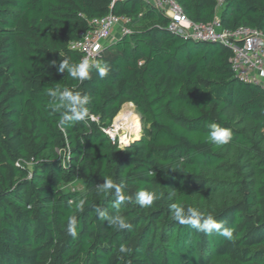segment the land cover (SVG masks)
Returning <instances> with one entry per match:
<instances>
[{"label":"trees","instance_id":"16d2710c","mask_svg":"<svg viewBox=\"0 0 264 264\" xmlns=\"http://www.w3.org/2000/svg\"><path fill=\"white\" fill-rule=\"evenodd\" d=\"M176 1L194 22L264 35V0ZM108 13L154 23L106 43L90 78L58 72L62 59L81 60L69 43ZM230 57L219 42L170 31L141 0H0V264H264V91L239 81ZM57 87L89 97L84 121L60 126L47 95ZM125 103L147 129L120 148L103 129ZM211 123L230 128L231 142L212 143ZM77 180L84 193L61 188ZM105 180L123 185V203ZM142 190L155 193L151 206L136 202ZM173 204L213 216L233 238L179 223Z\"/></svg>","mask_w":264,"mask_h":264},{"label":"built area","instance_id":"2783aa9c","mask_svg":"<svg viewBox=\"0 0 264 264\" xmlns=\"http://www.w3.org/2000/svg\"><path fill=\"white\" fill-rule=\"evenodd\" d=\"M118 1V0H112ZM123 1V0H120ZM151 4L168 19V29L183 37L204 42H219L231 50L230 68L234 76L241 82L260 86L264 91V35L257 28L239 26L235 29H225L218 18L209 23L194 22L186 17L176 0H141ZM223 0H218L221 5ZM132 18L108 13L95 18L90 28L80 33L79 38L71 41V49L82 54L92 65H97V59L103 46L111 39L113 30L117 29L119 36L131 32ZM125 120L120 124H129ZM111 142H117L120 148L127 146L130 140L125 133L116 139L115 123L103 129Z\"/></svg>","mask_w":264,"mask_h":264},{"label":"clouds","instance_id":"9594fccd","mask_svg":"<svg viewBox=\"0 0 264 264\" xmlns=\"http://www.w3.org/2000/svg\"><path fill=\"white\" fill-rule=\"evenodd\" d=\"M55 66V62H53ZM92 65L87 58H83L79 63H70V60L62 59L57 67V71L64 73L68 72L74 79H78L81 82L90 78V70ZM110 69L107 65L99 69V75L104 77L107 75ZM47 95L52 98L50 104L51 111L53 113L62 111L63 119L60 121V126L63 127L68 122L84 121L89 116V109L87 104L89 103V97L82 95L78 91H72L67 88H50L47 91ZM208 139L216 145H226L231 142L233 138V132L230 128L222 127L218 123H211L208 125ZM103 191L108 192L114 190L117 198V204L123 203L126 197L122 194L123 185L114 184L111 180H105L102 185L99 186ZM155 199L154 192L140 191L136 194V202L141 207L151 206ZM72 201H69L71 204ZM85 199H79L76 201V208L79 211L84 210ZM171 207L174 209L175 219L181 224L190 225L198 232L205 234L219 233L228 240L233 238V230L224 226V223L217 221L213 216H204L201 212L194 208H185L183 205L173 204ZM97 214L100 217H104L105 213L99 208L96 209ZM109 223L116 226L119 230L131 229L132 225L127 223L121 216H113L110 218ZM78 219L75 215L68 218L66 231L67 234L75 238L77 236ZM120 253L128 254L132 251L131 248L124 244H121L119 248Z\"/></svg>","mask_w":264,"mask_h":264},{"label":"rangeland","instance_id":"374dc122","mask_svg":"<svg viewBox=\"0 0 264 264\" xmlns=\"http://www.w3.org/2000/svg\"><path fill=\"white\" fill-rule=\"evenodd\" d=\"M153 20H142V19H137L135 20L134 25L131 26L132 30H139L142 28H145L151 24H153ZM114 33L112 32L111 39L110 41L114 40L115 37H119V32L117 29L113 30ZM113 37V38H112ZM120 111H130L133 113L132 115V120H135L136 127L132 128V123L129 124H120V123H115L116 117ZM119 112L115 115L111 122V126L115 123L117 126V133H116V139L119 137H123V135L126 133L127 136L129 137L130 140H136L138 139L141 135H144L146 133L147 129V122L144 120L140 114L135 110V107L130 104V103H125L122 105L120 108ZM137 128V130H136ZM61 188L65 191H79L81 193L85 192V182L84 180H77L71 183L63 184Z\"/></svg>","mask_w":264,"mask_h":264},{"label":"bare ground","instance_id":"6f19581e","mask_svg":"<svg viewBox=\"0 0 264 264\" xmlns=\"http://www.w3.org/2000/svg\"><path fill=\"white\" fill-rule=\"evenodd\" d=\"M132 115L133 113L130 112V111H120L116 117V120H115V123H120L121 121H129L130 123H132V128L136 127V124H135V120H132ZM134 116V115H133ZM117 127V126H116ZM137 130V128H136Z\"/></svg>","mask_w":264,"mask_h":264},{"label":"crops","instance_id":"0c3cea01","mask_svg":"<svg viewBox=\"0 0 264 264\" xmlns=\"http://www.w3.org/2000/svg\"><path fill=\"white\" fill-rule=\"evenodd\" d=\"M113 33H114V31H113ZM113 36V35H112ZM113 38V37H112ZM116 38H118V37H115L114 39H116ZM131 104V103H130Z\"/></svg>","mask_w":264,"mask_h":264}]
</instances>
